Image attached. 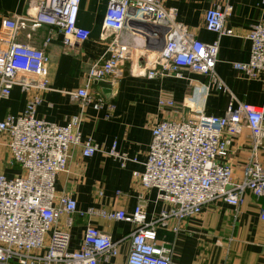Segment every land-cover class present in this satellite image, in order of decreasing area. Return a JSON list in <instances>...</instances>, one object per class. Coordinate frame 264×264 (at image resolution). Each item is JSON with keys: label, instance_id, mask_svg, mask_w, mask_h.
<instances>
[{"label": "built area", "instance_id": "obj_1", "mask_svg": "<svg viewBox=\"0 0 264 264\" xmlns=\"http://www.w3.org/2000/svg\"><path fill=\"white\" fill-rule=\"evenodd\" d=\"M80 2L30 0L19 19H8L4 25L12 30L46 25L59 29L66 44L70 38L84 42L91 32L78 25ZM261 4L264 6V0ZM232 10L230 0H213L206 11L205 28L218 36L212 42L199 40L186 24L178 21L177 10L168 7L165 0H109L103 25L113 33L133 26V22L152 27L155 61L146 71L149 79L182 77L181 69H189L208 78L207 88L225 92L227 87L218 77L216 65L220 39L234 35L226 25ZM247 38L252 43L250 60L233 66L248 78L264 76V24H253ZM8 42L7 49L0 52V99L8 98L15 86L23 92L48 89V80L44 78L48 53L12 39ZM137 50L114 37L108 56L90 66L86 86L74 91L73 98L82 107L107 108L111 113L114 104L94 96L91 85L96 79L124 77L126 64ZM150 51L142 55H149ZM39 103L41 98L35 94L19 116L7 115L0 120V136L8 139L10 167V172H0V264H99L120 254L121 240H114L92 224L86 225L80 247L71 249L70 229L77 216L132 223L135 227L129 234L126 264H173L174 246L159 240L158 229L179 232L182 222L197 217L214 201L239 208L247 193L264 198V164L258 159L260 151H264V109L259 106L231 102L223 116L207 114L201 108L187 118L162 120L154 125L144 170L133 172L143 188L155 190L157 201L164 203L157 216L148 218L142 195L128 213L124 209L94 207L80 210L71 195L57 193L56 179L67 169L71 147L81 146L84 157H91L100 149L92 138L82 136V116L59 125L36 116ZM160 105L173 106L174 101L162 100ZM245 128L250 133L251 155L241 178L235 180L232 167L223 160L229 157L233 136ZM116 148L114 143L109 154L122 167L128 161L136 162L135 158L118 155ZM260 219L264 222L263 209ZM172 221L176 224L171 225Z\"/></svg>", "mask_w": 264, "mask_h": 264}, {"label": "crops", "instance_id": "obj_2", "mask_svg": "<svg viewBox=\"0 0 264 264\" xmlns=\"http://www.w3.org/2000/svg\"><path fill=\"white\" fill-rule=\"evenodd\" d=\"M108 3L109 0H81L78 25L89 29L91 35L84 42L70 38V43L66 44V37L59 29L46 25L36 29L29 25L17 30L7 28L5 22L19 19L28 9L30 0H0V52L7 49L8 41L12 39L43 49L49 56L44 72L48 89L23 92L15 86L8 98L0 99V120L7 115L19 116L35 94L41 98L36 107L38 118L65 125L73 117L82 116V136L92 138L100 150L91 157H84L82 147L73 145L67 169L57 176V193L71 195L80 210L94 207L124 209L128 213L134 210L142 195L141 202L151 218L159 214L164 203L157 201L155 190L143 188L133 172L144 170L156 123L187 118L201 108L207 114L223 116L231 102H246L264 109V76L248 78L233 66L236 62L250 60L252 43L247 35L253 24H264V6L261 0H230L233 10L226 18V25L233 29L234 35L220 39L216 65V73L227 87L223 92L207 88L208 78L189 69H181L182 77L169 75L149 79L146 71L155 61L152 59L155 54V48H152L154 30L146 24L141 29L137 24L128 25L120 33L105 29L103 22ZM165 3L177 10L178 21L186 24L202 42L218 38L204 25L205 13L213 0H165ZM116 36L122 39V43L136 46L137 54L127 62L126 73L113 87L112 96L107 97V91L105 93L94 83L90 88L94 96L107 97V102L114 104L115 108L109 113L107 108L82 107L71 94L86 86L90 66L108 56L109 43ZM147 50L153 52L147 55ZM144 51L147 54L142 55ZM168 99L174 101L173 106L160 105V101ZM7 140V137L0 136V172L6 173L10 172ZM114 143H117L118 155L135 158L136 162L128 161L122 167L109 154ZM250 155L251 138L249 129L245 128L233 136L229 157L223 160L232 167L235 180L241 178ZM258 159L264 164V151H260ZM262 209L264 198L248 193L239 208L221 200L214 201L197 217L182 222L179 232L171 228L158 229V238L174 246L173 264H264ZM63 221L64 218L60 223ZM172 222L171 225L176 224ZM87 224L113 236L114 240H121L120 254L99 264H126L130 251L129 234L135 226L126 221L77 216L75 226L70 229L73 235L71 249L80 247Z\"/></svg>", "mask_w": 264, "mask_h": 264}, {"label": "water", "instance_id": "obj_3", "mask_svg": "<svg viewBox=\"0 0 264 264\" xmlns=\"http://www.w3.org/2000/svg\"><path fill=\"white\" fill-rule=\"evenodd\" d=\"M132 24L134 25H138V26H144L143 23H137V22H133ZM145 27V26H144ZM119 82V80H113V79H96L93 81L94 84L99 85L100 87H102L103 91H107L108 95L107 97L112 96L113 93V87ZM106 97V98H107Z\"/></svg>", "mask_w": 264, "mask_h": 264}, {"label": "bare ground", "instance_id": "obj_4", "mask_svg": "<svg viewBox=\"0 0 264 264\" xmlns=\"http://www.w3.org/2000/svg\"><path fill=\"white\" fill-rule=\"evenodd\" d=\"M141 32H143V31H141Z\"/></svg>", "mask_w": 264, "mask_h": 264}]
</instances>
